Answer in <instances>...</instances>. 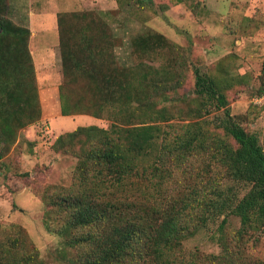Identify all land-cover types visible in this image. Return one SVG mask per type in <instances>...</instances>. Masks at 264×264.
I'll return each mask as SVG.
<instances>
[{
	"label": "trees",
	"instance_id": "obj_1",
	"mask_svg": "<svg viewBox=\"0 0 264 264\" xmlns=\"http://www.w3.org/2000/svg\"><path fill=\"white\" fill-rule=\"evenodd\" d=\"M7 1L0 0V146L40 115L39 106L32 110V100L37 103V86L28 49L29 31L7 19ZM58 34L63 77L68 84L80 78L93 92L88 94L100 95L99 111L73 105L70 112L68 101H63L62 114L98 116L101 111L111 113L105 104L119 106L109 114V128L79 127L68 134H82L88 148L78 155L84 159L82 174L76 177L77 188L67 195L50 193L45 199L48 216H55L50 222L47 217L45 228L61 238L63 248L57 255L63 264H198V256L182 248V242L196 230V226L191 229L189 210L163 209L162 202L152 199L162 193V181L172 179L180 165L201 154L209 161L208 170H200L202 179L212 173V163L221 171L220 182L229 185L222 188L220 182L212 180L202 190L200 186L192 189L194 202L201 209L197 222L232 214L239 218L242 229L264 226V149L258 135L247 131L227 108V94L236 84L229 74L221 71L224 76L219 78L196 69L193 92L203 99L202 107L221 111L219 127L234 146L210 135L205 113L199 110L190 113L195 121L186 119L180 132H175L172 124L163 125L169 119L166 107L157 108L156 102L147 101L149 94L158 93V81L152 83L151 93L147 89L148 94L144 91L134 97L129 75L114 62L110 26L97 12L59 14ZM153 38L142 37L134 45L149 47L152 42L159 45L166 41L159 34ZM138 81L147 82V75L142 73ZM263 81L262 74L256 96L263 91ZM130 111L150 117L146 122L126 123L123 120L131 116L126 115ZM60 140L58 137L56 142ZM240 190L244 191L242 196ZM69 250L74 254L69 255ZM216 261L210 257L209 264H218ZM0 264L46 263L23 230L14 228L0 229Z\"/></svg>",
	"mask_w": 264,
	"mask_h": 264
},
{
	"label": "rangeland",
	"instance_id": "obj_2",
	"mask_svg": "<svg viewBox=\"0 0 264 264\" xmlns=\"http://www.w3.org/2000/svg\"><path fill=\"white\" fill-rule=\"evenodd\" d=\"M107 1L100 0L94 11L110 26L116 67L129 75L134 97L144 91L151 93L153 82L161 83L158 93L149 94L151 98L147 101L156 102L157 108L166 107L169 119L163 125L172 124L174 131L180 132L186 119L195 121L190 113L199 110L205 113L203 119L210 135L234 146L219 127L221 111L209 105L202 107V98L193 92L196 69L200 74L219 78L227 73L234 79L232 83L236 82L227 94V108L247 131L258 135L264 149V106L252 104L264 74V51L260 46L264 42L261 31L264 0H115L116 7L110 10ZM6 17L18 26L8 13ZM154 34L162 35L166 41L159 45L152 42L149 47L134 45L136 40L151 39ZM142 73L147 75V82L138 81ZM65 81L62 76L57 115L44 113L37 87V103L32 100V110L39 106L38 120L10 134L0 146V229L21 228L46 264H63L57 255L63 245L61 238L45 228L47 217L49 222L55 218L48 216L45 199L50 193L67 195L77 188L76 177L82 174L84 159L78 155L88 148L82 134H68L79 127L109 128L112 122L109 114L119 107L105 104L104 108L111 113L100 110L98 116L87 112L62 114L63 101H68L70 112L73 105L86 111L95 107L99 111L100 103L99 92L94 96L88 94L92 91L87 84L83 85L82 79L74 78L66 85ZM162 98L167 101L162 103ZM142 112L130 111L126 115L131 116L123 121L146 122L150 115ZM58 137L61 140L56 142ZM205 156L201 154L191 159L189 165H180L172 179L161 182L162 193L152 200L162 202L163 209L189 210L191 229L196 226V230L182 242V248L191 256H198V264H209L210 257H215L218 264H264V226L242 229L239 218L232 214L211 217L206 223L197 222L201 209L194 202L192 189L200 186L202 190L212 180L219 183L221 177L219 168L210 163L212 173L202 179L200 170L209 168ZM170 164L171 161L166 166ZM219 185L226 188L229 184L222 180ZM243 193V190L238 192L239 196ZM71 254L74 252L69 250Z\"/></svg>",
	"mask_w": 264,
	"mask_h": 264
},
{
	"label": "crops",
	"instance_id": "obj_3",
	"mask_svg": "<svg viewBox=\"0 0 264 264\" xmlns=\"http://www.w3.org/2000/svg\"><path fill=\"white\" fill-rule=\"evenodd\" d=\"M100 0H8L7 13L18 26L29 31L28 49L35 70L41 108L46 114L58 113V93L62 79L58 15L93 10ZM108 8L116 7L108 0ZM88 4H91L87 6ZM99 12V11H98ZM208 27V26H207ZM264 32V30H261ZM264 37V36H262ZM255 38L252 36V39ZM258 38V37H257ZM254 40V39H253ZM260 43V42H259ZM264 51V42L260 43Z\"/></svg>",
	"mask_w": 264,
	"mask_h": 264
},
{
	"label": "built area",
	"instance_id": "obj_4",
	"mask_svg": "<svg viewBox=\"0 0 264 264\" xmlns=\"http://www.w3.org/2000/svg\"><path fill=\"white\" fill-rule=\"evenodd\" d=\"M263 76H264V74H263ZM252 104L253 105H256V106H264V81H263V91H262V93L260 94V95H257V96H255L254 98H253V100H252Z\"/></svg>",
	"mask_w": 264,
	"mask_h": 264
}]
</instances>
